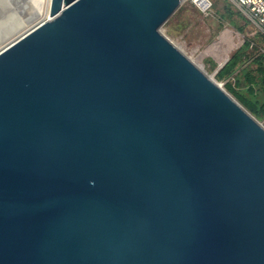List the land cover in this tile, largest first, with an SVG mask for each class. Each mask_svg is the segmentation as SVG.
I'll use <instances>...</instances> for the list:
<instances>
[{"label": "water", "instance_id": "water-1", "mask_svg": "<svg viewBox=\"0 0 264 264\" xmlns=\"http://www.w3.org/2000/svg\"><path fill=\"white\" fill-rule=\"evenodd\" d=\"M183 1L51 0L0 52V264H264V125Z\"/></svg>", "mask_w": 264, "mask_h": 264}, {"label": "rangeland", "instance_id": "rangeland-1", "mask_svg": "<svg viewBox=\"0 0 264 264\" xmlns=\"http://www.w3.org/2000/svg\"><path fill=\"white\" fill-rule=\"evenodd\" d=\"M13 1L14 0H7V2L10 3ZM33 1L36 0H29V2ZM211 1L213 2V9L209 14L203 13L199 8L189 2L183 3L161 30L188 57L198 64L209 76L215 78L218 83L222 84L227 90L228 85L231 84L238 92L243 94L246 99H251L259 105H263L264 35L260 31L259 25L252 19L249 13L242 9L235 1ZM16 10H18V12L21 11L22 6L17 4ZM7 13L6 9H0V28H2V30L5 28L3 27V19H6ZM16 15H11L10 19L18 22L19 18L16 17ZM48 15L50 16L48 13L38 17V19L26 21L21 30L19 27L7 29V34L2 36L6 43L0 44V47L8 42H12L41 21L47 19ZM227 28L233 30L235 38H226L222 45H218V47L223 46V49L225 46H228V44L237 42L239 45L230 51L229 57H233L238 51H241L242 55L232 73L224 78H219V72L227 63L219 69V62H217L216 57L212 53H207L206 55H203V53L207 52L210 46L214 45L216 41L223 40V32ZM247 42L250 44L248 47H245ZM228 92L230 91L228 90ZM230 93L240 101L232 92ZM254 116L256 115L254 114ZM258 119L264 125V118Z\"/></svg>", "mask_w": 264, "mask_h": 264}, {"label": "bare ground", "instance_id": "bare-ground-1", "mask_svg": "<svg viewBox=\"0 0 264 264\" xmlns=\"http://www.w3.org/2000/svg\"><path fill=\"white\" fill-rule=\"evenodd\" d=\"M50 2H51V0H36L33 2H29V0H14L13 2L10 3V2H7V0H0V9L1 8L6 9L8 12L6 19H3V27H5V28L3 30H2V28H0V44H3L4 42L6 43V41L3 40L2 36L7 34L6 33L7 29L12 28V27H14V28L19 27L21 30V29H23V25L26 21H28L30 19H36L38 17H41L43 15L48 14ZM17 4H20L22 6V9H24V12L22 10L19 12H18V10H16ZM27 7H30V10H26ZM11 15H16V17L19 18L18 22L12 21L10 19ZM49 17L50 16L48 15V18ZM223 33H224L223 40L218 41V42L216 41L214 43V45L210 46V48L207 52L203 53V55H206L207 53H212L216 57L217 62H219V66L226 64L230 60V57H229L230 51L233 48L237 47V45H239V43L233 42L230 44L227 43L228 46H225L223 49H222L223 46H219V47H221V48H219L218 45H222L223 41L226 38L227 39H234L235 38L234 34H233V30H231L229 28L224 30ZM9 43H11V42L4 44V46L8 45Z\"/></svg>", "mask_w": 264, "mask_h": 264}, {"label": "built area", "instance_id": "built-area-1", "mask_svg": "<svg viewBox=\"0 0 264 264\" xmlns=\"http://www.w3.org/2000/svg\"><path fill=\"white\" fill-rule=\"evenodd\" d=\"M242 9L247 11L252 19L259 25L261 33L264 35V0H233ZM189 2L199 8L203 13L209 14L213 9L211 0H184L183 3ZM7 45L0 47V52Z\"/></svg>", "mask_w": 264, "mask_h": 264}, {"label": "trees", "instance_id": "trees-1", "mask_svg": "<svg viewBox=\"0 0 264 264\" xmlns=\"http://www.w3.org/2000/svg\"><path fill=\"white\" fill-rule=\"evenodd\" d=\"M232 12V11H231ZM249 42H247V45L245 47L249 46ZM242 55L241 51H238L233 55V57L230 58V60L227 62V64L221 69L219 72V78H224L228 74L232 73L234 68L237 66L238 62L240 61V57ZM228 90L232 92L252 113H254L258 118H264V104L259 105L257 102L252 101L251 99L248 100L245 98L243 94L238 92L234 86L231 84L228 85Z\"/></svg>", "mask_w": 264, "mask_h": 264}]
</instances>
